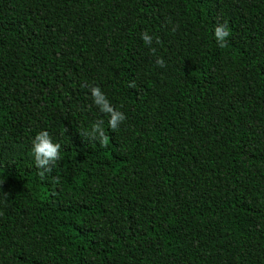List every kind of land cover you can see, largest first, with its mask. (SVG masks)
I'll use <instances>...</instances> for the list:
<instances>
[{
  "label": "trees",
  "instance_id": "obj_1",
  "mask_svg": "<svg viewBox=\"0 0 264 264\" xmlns=\"http://www.w3.org/2000/svg\"><path fill=\"white\" fill-rule=\"evenodd\" d=\"M0 180V264H264V0H0Z\"/></svg>",
  "mask_w": 264,
  "mask_h": 264
},
{
  "label": "clouds",
  "instance_id": "obj_2",
  "mask_svg": "<svg viewBox=\"0 0 264 264\" xmlns=\"http://www.w3.org/2000/svg\"><path fill=\"white\" fill-rule=\"evenodd\" d=\"M169 23H171V21H169ZM177 27L178 25L174 26L172 31H175ZM230 35L231 31L227 22L219 23L214 27V38L220 48L228 46ZM141 39L145 45L151 48L153 54H155L156 49L152 47L154 42L153 36L150 35L148 31H144L141 35ZM155 43H160L159 38L155 39ZM156 64L160 68L166 67V62L163 58H157ZM81 87L88 89L94 105L102 114L108 117V128L116 132L120 125L126 121V114L112 104L101 87L88 84L87 82H83ZM129 88H137L134 80L129 83ZM65 130L67 131L66 128ZM80 135L92 143H99L101 146H107L110 138L108 132L105 130V120L103 118L96 119L91 125L90 131L80 132ZM61 149L62 145L55 142L52 135L47 130H42L35 135L32 140V152L40 180L46 181L55 171L57 163L61 160ZM51 178L55 185L59 186L61 184V178L59 176H52ZM4 184L5 181L0 180V186ZM9 195V193L4 192L5 199H7Z\"/></svg>",
  "mask_w": 264,
  "mask_h": 264
}]
</instances>
